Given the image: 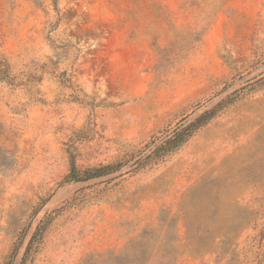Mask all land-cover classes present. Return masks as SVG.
Wrapping results in <instances>:
<instances>
[{
  "label": "rangeland",
  "instance_id": "374dc122",
  "mask_svg": "<svg viewBox=\"0 0 264 264\" xmlns=\"http://www.w3.org/2000/svg\"><path fill=\"white\" fill-rule=\"evenodd\" d=\"M144 234L148 264H264V0H0V264Z\"/></svg>",
  "mask_w": 264,
  "mask_h": 264
},
{
  "label": "trees",
  "instance_id": "16d2710c",
  "mask_svg": "<svg viewBox=\"0 0 264 264\" xmlns=\"http://www.w3.org/2000/svg\"><path fill=\"white\" fill-rule=\"evenodd\" d=\"M220 105L218 103L216 106H214L211 110H207L199 114L197 117H195L192 121H190L188 124L183 126L181 129L175 130L171 136L166 138L161 145H159L156 149L152 151V154L157 153L159 150H162L163 152L170 151L175 146L180 144L184 141V139L189 136L194 129L204 124L210 117V115L216 110V108ZM109 169H112L111 165H104L100 166L94 170H85L82 172V175L79 176L77 174V171L75 169V165L73 160L70 161V171L68 174V179L74 180V181H82L87 180L91 178H96L102 174H105L108 172ZM38 228L34 231V233L31 236V240H33L37 234ZM138 238L140 239V242L142 243L141 248L136 253L137 258V264H148V261L150 260V257L152 256L154 252V246H147L144 247V243L146 242V237L144 235H139ZM31 241L29 240V243ZM162 244V243H161ZM172 251H165L161 254L160 262L158 264H169L170 261L174 257H172ZM111 258H108V261Z\"/></svg>",
  "mask_w": 264,
  "mask_h": 264
}]
</instances>
